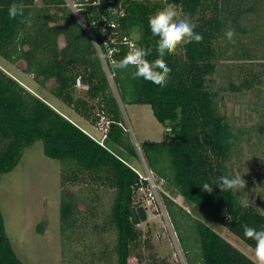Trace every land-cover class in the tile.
<instances>
[{
    "label": "trees",
    "instance_id": "16d2710c",
    "mask_svg": "<svg viewBox=\"0 0 264 264\" xmlns=\"http://www.w3.org/2000/svg\"><path fill=\"white\" fill-rule=\"evenodd\" d=\"M70 1L76 14L67 0H22L25 15L32 16L33 28L20 37L19 32L27 26L19 17L9 19L8 8L14 0H0V56L12 64L22 62V71L41 87L51 80L48 92L90 123L104 121L103 141L95 140L0 68V176L12 171L24 150L36 141H41L46 157L61 161L59 213L65 251L70 250L72 231L81 220L77 207L80 191L70 193L65 184L88 177L93 183L111 187L108 220L116 233L114 261L128 264L132 247L138 246L149 230L138 226L137 207L142 205L139 188L146 182L129 164L138 151L119 104H147L170 137L138 144L146 167L178 190L189 205L254 249L255 242L244 237L243 226L261 229L264 214L252 203L242 206L237 193L222 192L216 185H211L209 193L202 186L217 184L220 176L229 175V151L234 141L224 139L227 118L221 110L222 96L251 93L258 99L264 94L260 87L264 83L260 19L264 0ZM166 4L182 5L179 18L196 25L194 31L202 34L203 40L182 45L173 55L165 56L171 73L167 85L160 88L143 78L133 79L132 67L114 70L111 60H120L128 52L127 44L119 40L125 35L134 38L138 47L153 49L148 60L157 58L158 37L152 35L148 18ZM251 19L256 21L252 29L246 27ZM229 29L235 30L234 40L239 44L231 56L228 52L233 43L225 36ZM245 32L251 37L244 35L247 40H242ZM59 36L63 37L62 45L58 44ZM110 37L119 41L112 42ZM103 60L113 73L117 97ZM78 83L86 86L82 95L75 92ZM251 104L255 108L257 103ZM260 114L256 126L264 135V112ZM162 200L187 264H256L170 197L163 195ZM101 261L112 263L106 250ZM0 264H23L6 234L1 211Z\"/></svg>",
    "mask_w": 264,
    "mask_h": 264
},
{
    "label": "rangeland",
    "instance_id": "374dc122",
    "mask_svg": "<svg viewBox=\"0 0 264 264\" xmlns=\"http://www.w3.org/2000/svg\"><path fill=\"white\" fill-rule=\"evenodd\" d=\"M67 1L71 8H76L70 0ZM73 11L76 14V10ZM254 19L246 24L247 28H253L256 24ZM260 19L261 34L264 36V15ZM32 28L33 23L31 27L27 26L21 30L19 36L29 34ZM244 35L251 37L245 32L242 40H247ZM58 44H63L62 36L58 37ZM232 45L228 56L232 55L234 48L237 51L239 49V44ZM225 63L230 62L225 59ZM0 68L17 79L27 90L44 98L56 111L95 140L103 141L105 122L101 121L96 125L90 123L78 115L72 107L50 94L48 89L53 84L51 80L41 87L31 75L22 71V62L12 64L2 56H0ZM104 68L108 72L105 63ZM109 81L117 97L111 79ZM260 87L264 92V83ZM82 89L79 86L75 91L76 94L82 95ZM221 100L223 105L221 110L227 118L224 139L234 141L233 148L229 151L228 173L239 175L246 181L245 188L236 192L239 199L254 204L264 214V135L256 126L260 113L264 112L261 106L264 105L261 103L264 101V94L257 99L253 98L251 93L228 92ZM251 102L257 103L255 108ZM119 105L125 126L138 151V156L131 157L129 164L139 173H144L147 167L139 152L138 144L143 141L168 139L169 133L153 116L149 105L122 103ZM61 169V161L46 157L42 152L41 141H36L24 150L19 163L12 171L0 176V211L6 234L16 255L23 264H102L101 253L106 250L112 259L111 264H115L116 233L108 220L113 189L93 183L87 174L83 182L66 183L64 187L70 193L80 191L78 196L81 199L77 207L81 212V220L72 231L74 234L71 238L70 250L63 249L64 238L60 231L59 213ZM154 181L158 185V201L154 206L145 208L146 218L140 219L138 224L145 232L147 230L149 232L141 236L138 246L132 247L128 264H187L176 232L166 213L163 195H167L194 217L210 226L255 262L253 248L201 210L189 205L178 190L167 185L162 179L154 178ZM140 201L141 204L145 203L142 199ZM89 232L90 236L87 235ZM73 238L76 241L72 244Z\"/></svg>",
    "mask_w": 264,
    "mask_h": 264
},
{
    "label": "clouds",
    "instance_id": "9594fccd",
    "mask_svg": "<svg viewBox=\"0 0 264 264\" xmlns=\"http://www.w3.org/2000/svg\"><path fill=\"white\" fill-rule=\"evenodd\" d=\"M182 14V5L166 4L163 8L157 10L148 18V26L154 37H158L155 46L157 58L148 60L147 57L152 55V48L135 47L130 49L122 59L111 60V67L114 70H126L129 67L135 69L132 78H143L160 88L167 85L170 78L171 69L165 62V56L173 55L177 48L182 45L193 42L200 43L203 36L194 31L196 25L191 23L187 18H178ZM9 19L15 20L20 18V23L26 26H32L31 14L25 15V5L22 0H14L8 8ZM226 38L235 43V30L229 29L225 32ZM99 47V45H97ZM98 55H103L98 54ZM108 56H111L109 51ZM108 56L104 58H108ZM95 58V57H94ZM104 133V132H103ZM246 181L239 175H222L219 177L217 184L205 183L202 189L211 193L216 185L222 192H239L245 188ZM242 206H246V201H241ZM145 212V210H144ZM244 237L255 242L254 255L256 264H264V227L257 229L255 227L244 225Z\"/></svg>",
    "mask_w": 264,
    "mask_h": 264
},
{
    "label": "built area",
    "instance_id": "2783aa9c",
    "mask_svg": "<svg viewBox=\"0 0 264 264\" xmlns=\"http://www.w3.org/2000/svg\"><path fill=\"white\" fill-rule=\"evenodd\" d=\"M111 41L113 42H117L119 40L125 42L128 46V51L132 48L138 47L137 43L135 42V39L130 37V36H123L122 38H120L118 40V38L116 37H110ZM107 44V41L105 42ZM109 51L112 52V48L109 47L107 49V52L109 53ZM105 63V62H104ZM112 74L109 70L107 72L108 78L112 79ZM78 87L81 86L83 89L86 88L85 85H81L78 83L77 85ZM103 131H105V127L103 126ZM137 171V170H136ZM139 177L141 180H145L146 184L143 186H140L139 190L142 193L141 194V199L145 201L144 204H142L141 206L145 209V208H150L152 206H154L157 201H158V196H157V184L154 181V178H158L150 169L146 168L144 173H139L137 171Z\"/></svg>",
    "mask_w": 264,
    "mask_h": 264
},
{
    "label": "water",
    "instance_id": "95a60500",
    "mask_svg": "<svg viewBox=\"0 0 264 264\" xmlns=\"http://www.w3.org/2000/svg\"><path fill=\"white\" fill-rule=\"evenodd\" d=\"M137 211H138V213H139V217H140V219H141V220H144V219L146 218V214H145V212H144L143 207H142V206H138V207H137Z\"/></svg>",
    "mask_w": 264,
    "mask_h": 264
}]
</instances>
